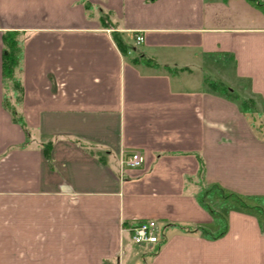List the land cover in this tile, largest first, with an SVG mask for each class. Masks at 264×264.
<instances>
[{
  "label": "crops",
  "instance_id": "crops-1",
  "mask_svg": "<svg viewBox=\"0 0 264 264\" xmlns=\"http://www.w3.org/2000/svg\"><path fill=\"white\" fill-rule=\"evenodd\" d=\"M5 32L21 36L20 125ZM241 100L264 118V13L246 0H0V264H264L253 215L219 208L218 239L178 229L218 230L201 188L264 198ZM146 220L158 243L136 246Z\"/></svg>",
  "mask_w": 264,
  "mask_h": 264
},
{
  "label": "trees",
  "instance_id": "trees-1",
  "mask_svg": "<svg viewBox=\"0 0 264 264\" xmlns=\"http://www.w3.org/2000/svg\"><path fill=\"white\" fill-rule=\"evenodd\" d=\"M246 1L256 9H259L264 13V4L261 3L260 0H246ZM84 5L87 8L89 7L88 4L84 3ZM101 21H104V19L101 18ZM113 38L120 52L125 55L126 54L125 44L116 34L113 36ZM2 44H3V52L1 55L2 77L5 82L11 84L12 86L11 90L13 92V96L15 100H19L21 90H20L19 80L16 77V70L18 69L21 61V36L18 33L5 32L2 35ZM132 62L135 64L141 63L147 65L148 63H151V60L147 58H142V60L132 59ZM208 86L213 91H216L219 94L225 96L228 100L237 99V97L220 82H210ZM239 107L242 115L246 118L250 127L254 130L257 136H259V134L261 133H259V131H257L255 127L252 125V122H250V118H252L255 115L253 109L254 108L253 103L249 100H241L239 103ZM5 108L7 110H10L8 108L7 100H5ZM10 112L13 121L20 125L22 123L21 118L17 117V115H15L13 111L10 110ZM256 116L261 117L260 114H256ZM261 131H264V129H261ZM259 137L264 139L262 135ZM45 154L48 155L47 152ZM203 189L204 188H201L200 190L203 191ZM211 189L212 192L210 194L209 199L218 200L222 203L223 206L229 209H237L246 214L253 215L257 218L259 223L264 222V198L241 196L237 194L227 193L219 189L218 187H212ZM196 198L198 203L209 213L213 223L218 227V230L214 234H209L204 232L203 230H196L190 227H186V228L178 227V229L184 233L202 232L204 233V236L208 239H218L224 236L225 233L227 232V221L224 215H222L218 211L212 210L207 205H205L203 202V195L201 194V192Z\"/></svg>",
  "mask_w": 264,
  "mask_h": 264
},
{
  "label": "built area",
  "instance_id": "built-area-1",
  "mask_svg": "<svg viewBox=\"0 0 264 264\" xmlns=\"http://www.w3.org/2000/svg\"><path fill=\"white\" fill-rule=\"evenodd\" d=\"M143 39L141 36H136L134 43L139 46ZM143 158L140 154L133 153L123 159V165L128 168H138L142 165ZM130 240L136 246L155 245L158 243L159 225L152 220L139 221L131 226Z\"/></svg>",
  "mask_w": 264,
  "mask_h": 264
},
{
  "label": "rangeland",
  "instance_id": "rangeland-1",
  "mask_svg": "<svg viewBox=\"0 0 264 264\" xmlns=\"http://www.w3.org/2000/svg\"><path fill=\"white\" fill-rule=\"evenodd\" d=\"M261 1L264 3V0H261ZM205 78L207 80H209V81L216 80L214 78H211L210 76H206ZM216 82H218V81H216ZM208 83H210V82H208ZM6 86H7V91H6L7 93L5 95V100L8 101L9 98L11 96H13V92L11 90V88H12L11 84L6 82ZM250 122H252V125L255 127V129L257 131H259V133H261V134H259V136L262 135L264 137V131H261V129H264V118L262 116L258 117L255 114L252 118H250ZM211 190L212 189L208 188L207 190L203 189V191H201V194L203 195L204 204L207 205L209 208H211L214 211H217L219 208L225 207V206L222 205V203L220 201L209 199L210 198V194L212 192ZM131 246H132V244H131ZM130 248H133V246L130 247ZM129 262L130 261H128V264H129ZM124 264H126V263H124Z\"/></svg>",
  "mask_w": 264,
  "mask_h": 264
}]
</instances>
